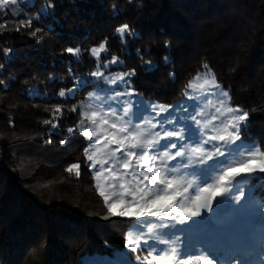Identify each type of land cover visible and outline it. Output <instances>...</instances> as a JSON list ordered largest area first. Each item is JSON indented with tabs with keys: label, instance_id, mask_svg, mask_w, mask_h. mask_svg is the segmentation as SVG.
<instances>
[{
	"label": "trees",
	"instance_id": "obj_1",
	"mask_svg": "<svg viewBox=\"0 0 264 264\" xmlns=\"http://www.w3.org/2000/svg\"><path fill=\"white\" fill-rule=\"evenodd\" d=\"M19 5L17 11L0 10V25L7 24L0 28V264H144L125 247L136 221L103 219L107 209L84 155L91 141L80 129L88 98L96 89L118 88L173 105L208 65L231 105L249 112L242 138L264 145V0H24ZM29 17L31 27L16 31ZM122 24L132 29L123 43L115 32ZM105 40L108 53L102 60L122 59L106 71L134 70L128 83H102L92 75L99 63L91 48ZM69 47L80 53L68 54ZM62 89L64 97L58 95ZM56 107L63 114L53 118ZM168 115L173 121V113ZM69 128L78 130L69 133ZM169 128L174 130L173 122ZM203 134L197 127V142ZM181 144L190 148L189 141H179L177 149ZM74 162L81 165L78 178L65 171ZM183 165L169 168L199 175L207 167ZM242 190L239 202L225 197L221 207L213 205L220 217L212 232L238 254L255 251L256 238L264 246V179L251 177ZM233 194L239 195L235 189ZM166 222L175 223L172 237L196 230L193 221ZM162 246L157 251L168 247ZM138 251L149 249L142 245Z\"/></svg>",
	"mask_w": 264,
	"mask_h": 264
},
{
	"label": "snow or ice",
	"instance_id": "obj_2",
	"mask_svg": "<svg viewBox=\"0 0 264 264\" xmlns=\"http://www.w3.org/2000/svg\"><path fill=\"white\" fill-rule=\"evenodd\" d=\"M18 3L20 0H0V10H8L10 6ZM46 12V7L40 9V14ZM32 22L31 17L26 23L21 20L15 30L31 27ZM6 27L7 24L0 25V28ZM38 31L39 29H36L32 35L35 36ZM115 32L123 43L126 34H132V29L128 24H122L116 27ZM65 51L73 56L80 53L79 48L72 47ZM106 51L107 40L91 48V54L97 59ZM118 62L119 57L113 56L109 63ZM146 64L149 68L152 66L150 60L146 61ZM203 69L188 81L185 94L188 95L189 91L193 94L199 93L205 98L204 106L214 108L218 115H213L206 121L197 120L196 115L189 117L201 126L202 131L210 130L212 133L211 135L204 133L201 142L195 147L181 145L173 154L167 149H176L177 144L171 143L163 146V151H158L157 149L162 147L160 145L162 139L183 140V129L153 132V129L162 126V122H153L155 117L150 118L142 113L140 118L143 122L133 125L131 119H125L131 112V101H119L121 105H126L121 108L122 114H118L114 107L105 110L95 103H90L87 106L89 110L82 113L80 129L86 138L93 141L85 149L84 155L89 167L94 170V187L107 209V215L103 219L123 217L137 222L126 234L125 247L136 253L142 245L147 246L149 252L143 258L144 264H217L216 259L210 254L201 253L182 258L178 240L162 238L158 229L175 227V223L170 225L163 221L185 224L194 218L202 217L205 212L212 213L213 205L221 207L225 197L239 202L245 195L242 185L249 183L253 176L264 179V145L255 141L246 142L241 136L242 127L249 122V112L239 106H232L231 97L222 89L216 74L208 65H203ZM134 74V70L116 74L109 82L112 84L118 81L126 82V78ZM92 75L99 77L104 73L96 71ZM58 95L64 97L65 90H60ZM134 95L135 90H129L115 93L108 99L115 101L119 96ZM212 96H218L220 99L214 102L209 98ZM168 107L147 105L144 110L159 116L168 111ZM72 111L76 109L73 108ZM57 114H63L62 108L56 107L52 111L53 118H56ZM197 115L203 116L204 112L199 111ZM216 120H220L218 125L214 123ZM86 121L91 127H85ZM170 122L174 121L164 123ZM44 123L51 124L54 128L58 126L53 120H45ZM77 130L69 128L68 132ZM61 143L65 141L62 140ZM209 144L210 149L205 147ZM185 149H187V163L183 165L185 168L194 164L207 165L208 161H215L199 169V182L187 178L186 175H178V169L168 167L170 161L186 156ZM220 157L224 159L221 160ZM80 168V163L74 162L68 165L65 171L78 178ZM234 189L239 193L238 196L233 194ZM153 218L161 223L152 222ZM164 235L167 236V233ZM150 240L153 241L152 244H149ZM160 244L168 247L157 251L156 246ZM136 259L140 260L141 257L137 256ZM226 264L242 262L239 258H234L226 260Z\"/></svg>",
	"mask_w": 264,
	"mask_h": 264
},
{
	"label": "rangeland",
	"instance_id": "obj_3",
	"mask_svg": "<svg viewBox=\"0 0 264 264\" xmlns=\"http://www.w3.org/2000/svg\"><path fill=\"white\" fill-rule=\"evenodd\" d=\"M23 1L24 0H20V3ZM18 6H20L19 3L17 5L10 6V9L17 11L16 9ZM104 53H108V48H107V51ZM102 54H101L99 59H97L96 57L95 58L97 59V61L99 63L97 71L103 72L104 75L99 76V77L95 76V77L100 79L102 81V83H110L109 81L112 79V77L115 74L111 75V73L107 72L106 70L108 68L114 66L115 64L109 63L111 61V58L103 61L101 58ZM121 62H122V59H119V62L116 64H119ZM120 73H125V72H120ZM117 83H128V81L126 79V82L125 81H118ZM126 91H129V90L125 89L122 92H126ZM213 91H216V90H213ZM119 92H121V89H118V88L112 89L108 93H103L101 89H96V90H94L93 95L90 96V98H88V102L86 104L85 109L88 111L89 109L87 106L90 103H95V104L99 105L100 107L104 108L105 110H107L109 107H114V108H116L118 114H122L121 108L125 107L126 105H121L119 103V101H121V100L131 101V112H130L128 117H125V119L126 120L131 119V123L133 125H136V124H140L143 122L142 119L140 118L141 113L144 115L150 116V118L155 117L153 122L160 121V122H162V126L156 128V129H153L152 131L153 132H161V133L165 130H171L169 128V125L172 122H170V123H164V122L165 121H171V118L168 114H170L172 112L173 113L172 120L174 121L173 122L174 123V130H179V126H180V127H183L185 134H187L183 140H179L177 138H174V143L177 144V147L179 146L178 145L179 141H181L182 143H185V144L186 143L188 144V141H189L190 148L195 147L200 143V142H197L196 133H197V127H199L201 130V126L198 125L196 123V121H193L189 118L191 115H196L197 120H199V121L210 120L213 115H218L215 112L214 108L204 106L205 98L203 96H201L199 93L193 94L189 91L188 95H185L181 100H179L176 103H173V105H166V104H163V103L158 102L156 100L146 99V98L142 97V95L140 96L137 94L134 96H119V97H116L115 101L108 99L110 96H114L115 93H119ZM193 96H195L196 98L195 99L190 98ZM97 97L99 99H93V98H97ZM209 98L213 99L214 102L217 101L218 99H220V97H218V96H212ZM105 101H107V103H105ZM147 105H157V106L164 105V106H169V107H168V111L161 113L159 116H155L154 112H152V113L145 112L144 109H145V106H147ZM157 111H159L158 108H157ZM199 111H203L204 115L203 116L197 115V113ZM161 115H163V116H161ZM165 115H168V116L166 117ZM222 119H223V117H221V120ZM214 123L218 125L220 123V120H216V121H214ZM85 127H91V125L88 124L86 121ZM203 131H205V130H203ZM203 131H202V134H203ZM188 134H189V140H187ZM91 143H93V141H91L90 144ZM170 144H171V139H162L160 141V145L162 147H160L157 150L163 151L164 150L163 146H167ZM181 145H184V144H181ZM167 150L173 151L175 153L178 149L176 148V149L172 150V148H168ZM185 151L187 154V149H185ZM185 163H187V155L183 158L180 157V158L174 160V162H169L168 167H172L176 164L181 165V164H185ZM177 174L178 175H186L187 178L196 180L197 182L200 181V176L197 174L196 175L186 174V173H183L179 169H178ZM219 212L220 211L218 209L213 207L212 213L205 212L202 217L194 218L193 220L188 221L187 222V223H189L188 225H190L191 222L193 221L191 227L194 226V228H196V230L195 231L192 230V233L187 237H185V236L183 237L181 235H176V236L174 235L172 237L171 234H173V232L172 233L169 232V228L158 229V232L162 238L177 239L178 240L182 258H185L188 255L195 256V255L204 253V254L212 255L213 258L216 259L217 264H226V260L234 259V258H239L241 260L242 264H264V246H262V244L259 243L257 238H256V243H257L256 245L257 246H256L255 251L251 250L248 252H244L243 254L235 253L232 250L231 246H229V245H225V244L221 245L220 244V242H219L220 235L215 236L214 235L215 232H212V229H215L214 228L215 227L214 226L215 221L220 217V215L217 214ZM207 216L209 217V219ZM262 220H264V215H263ZM194 221H198V222L195 223ZM206 221L208 224L205 223ZM152 222H155L158 224L161 223L160 221L155 220L154 218H153ZM136 223L137 222H135L134 224H136ZM163 223L168 224L166 221H163ZM185 225L188 226L187 224H185ZM165 233H167V236L164 235ZM149 243H153V241L150 240ZM160 245L162 246L163 244H160ZM157 246H159V245H157ZM165 246L166 245H163L162 247H165ZM135 254L137 256L141 257V259L139 260L141 262H144L143 258L148 255L144 251H137ZM106 260H107V258H106Z\"/></svg>",
	"mask_w": 264,
	"mask_h": 264
}]
</instances>
